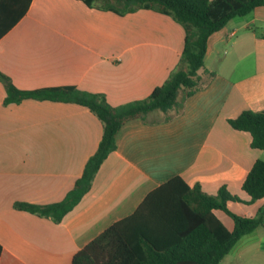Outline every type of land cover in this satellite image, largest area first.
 <instances>
[{"label":"crops","instance_id":"crops-1","mask_svg":"<svg viewBox=\"0 0 264 264\" xmlns=\"http://www.w3.org/2000/svg\"><path fill=\"white\" fill-rule=\"evenodd\" d=\"M184 37L179 22L146 7L118 14L94 1L31 0L0 37V71L20 89L74 87L118 106L165 82ZM204 64L214 75L199 71L208 83L184 100L181 113L170 120L149 114L121 126L90 190L59 223L14 203L63 199L96 151L103 124L74 102L27 98L4 105L0 81V264H71L76 251L173 176L211 195L224 185L240 199L228 202L232 212L259 217L219 264L261 256L264 197L247 203L242 183L264 149L251 147L250 133L228 120L243 110H264V5L211 34ZM214 213L233 229L231 217Z\"/></svg>","mask_w":264,"mask_h":264},{"label":"trees","instance_id":"trees-1","mask_svg":"<svg viewBox=\"0 0 264 264\" xmlns=\"http://www.w3.org/2000/svg\"><path fill=\"white\" fill-rule=\"evenodd\" d=\"M31 0H0V37L26 12ZM118 14L150 8L170 15L185 31L184 46L177 67L165 82L143 98L118 106L105 96L74 87L20 89L0 71L5 87L4 105L33 98L74 102L89 108L103 124L96 151L84 165L82 174L63 199L46 204L17 201L14 208L52 219L59 223L90 190L102 162L116 148L115 137L128 120L146 121L154 111L170 120L181 113L184 100L208 81L201 82L199 71L213 76L204 64L208 38L236 17L264 5V0H84ZM237 130L251 135V147L264 149V110H243L228 120ZM250 196L247 203L264 197V159H256L242 183ZM240 199L221 186L214 195L200 184L188 185L173 176L151 190L137 209L114 222L72 256L71 264H219L236 242L252 232L259 217L237 215L229 201ZM220 210L232 218L229 230L215 215ZM1 254V246H0Z\"/></svg>","mask_w":264,"mask_h":264},{"label":"rangeland","instance_id":"rangeland-1","mask_svg":"<svg viewBox=\"0 0 264 264\" xmlns=\"http://www.w3.org/2000/svg\"><path fill=\"white\" fill-rule=\"evenodd\" d=\"M205 79H206V77H204L203 80H205ZM157 117L160 118V117H163V115L160 112H158V111H154V113L152 112L149 115V118H157ZM260 226H262V225H260ZM262 229H263V232H264V226L262 227ZM255 247H256V243L255 242H249V244L247 245V248L250 249V250H252V251L255 249ZM262 249H264V244L262 246ZM259 257L258 258H256V257L250 258L249 256H245L244 257V259H245L244 261L246 262V264H259L260 263V260L264 258V253L261 256H259ZM226 262H227V259L225 260V264H226Z\"/></svg>","mask_w":264,"mask_h":264}]
</instances>
